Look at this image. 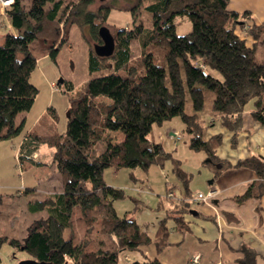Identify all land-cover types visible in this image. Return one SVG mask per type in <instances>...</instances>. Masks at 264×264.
Returning <instances> with one entry per match:
<instances>
[{
  "label": "trees",
  "instance_id": "trees-1",
  "mask_svg": "<svg viewBox=\"0 0 264 264\" xmlns=\"http://www.w3.org/2000/svg\"><path fill=\"white\" fill-rule=\"evenodd\" d=\"M94 1L31 0L25 5L24 0H14L5 7L15 32L6 33L0 43V140L22 132L24 121L17 124L16 118L32 108L39 92L30 81L37 63L32 41L41 37L51 40L50 56L54 60L60 45L67 40L62 37L61 26L65 29L70 23L80 27L90 25L93 38L102 42L99 27L108 20L114 6L101 5L97 11H91L89 6ZM127 1L130 3L127 9L135 11L134 20H138L137 14L146 0ZM148 1L145 8L152 15V27L145 28L139 20L134 21L132 28H117L116 47L110 56L114 58L115 71L90 79L71 99L65 133L48 140L35 131L25 135L22 149L31 151L43 142L54 147L52 162L64 174L62 189L44 200L31 202L32 211L46 210L47 217L31 226L24 239L0 236V247L9 242L41 264H120L123 251L149 243H155L161 251L171 244L168 219L180 222V229L186 227L179 214L189 210V198L169 196L182 207L169 211L151 233L129 216L132 211L123 216L117 213L114 202L126 193L106 184L105 169L140 167L148 171L154 165L163 168L167 161H172L173 172L188 195L191 175L160 142L148 136L155 125L179 116L186 125L189 147L204 151L209 163L221 166L223 162L215 154L221 135L205 140L202 123L197 119V113L205 105L206 89L215 93L213 110L230 129L242 128L243 113L250 101L256 109L253 116L264 124V61L257 60L256 45L249 47L236 32L237 27H244L259 40L264 34V24L246 26L251 12L229 10L230 0ZM184 14L190 17L192 29L179 35L175 17ZM136 38L142 43L138 58L133 57L131 46ZM151 48L163 50L160 62L155 61ZM98 57L91 49V67ZM187 98L191 112L186 110ZM108 131H121L124 138L112 141L107 137ZM236 165L250 167L259 176L258 182L236 200L243 202L263 195L264 158L252 156ZM176 188L167 182V194ZM76 206L80 207L86 226L99 222L100 234L115 237L114 248L91 250L86 248L85 239L76 243L72 236L64 237L65 230L74 226ZM256 259V254L247 253L237 264H256Z\"/></svg>",
  "mask_w": 264,
  "mask_h": 264
},
{
  "label": "rangeland",
  "instance_id": "rangeland-1",
  "mask_svg": "<svg viewBox=\"0 0 264 264\" xmlns=\"http://www.w3.org/2000/svg\"><path fill=\"white\" fill-rule=\"evenodd\" d=\"M30 2L31 0H24L25 5H29ZM147 3H149L148 0L139 9L138 20H134L135 11L127 9L130 4L127 0H95L89 6V10L97 11L101 5L114 6L108 20L100 26L106 25L112 34L117 36V28H132L134 21L138 23L141 20L145 28L152 27V15L145 8ZM4 9L5 7H2L0 3V43L4 42L6 33L12 32ZM175 23L176 32L179 35L187 34L192 29V21L186 14L177 15ZM248 24L247 22L246 26ZM244 29L243 31L246 32L247 29ZM61 30L62 37L67 40L60 45L56 60L50 56L51 40L41 37L32 41L31 49L37 58V63L31 73L30 81L38 88L39 92L32 108L20 113L26 117L22 132L11 139L0 140V236L20 240L26 238L31 226L48 215L46 210L32 211L30 203L44 200L62 189L64 174L51 161V153L48 150V147H52L51 151L54 147L43 142L33 147L32 150L30 149V152L29 150L22 152L23 137L31 131L45 136L46 140L55 134H64L71 99L86 87L90 79L115 71L114 58L110 56L107 58L100 56L93 61L92 67L90 66V50L95 51L94 44L100 43L99 40L93 38L90 25L80 27L76 23H70L65 29L61 26ZM141 45V39L133 40L131 46L134 58L140 56ZM151 50L155 53V61L160 62L163 50L155 48H151ZM216 75L219 74L216 73ZM61 79L63 81L59 84ZM205 95V105L197 113V119L202 123L206 132V123L217 117L219 113L212 107L215 93L206 89ZM104 99L109 100L108 98ZM186 110L192 111L189 98L186 99ZM21 116L19 115L18 122ZM158 127L160 125L154 126L148 136L149 139H156ZM186 136L187 134L181 136L184 138L180 139L185 140ZM107 137L112 141H119L124 138V133L108 131ZM182 159L191 163L196 159V156L194 158L184 156ZM104 180L106 183H110V186L125 190L126 196L114 202L117 213L123 216L126 211L130 210L133 213H131V218L133 217L142 227L152 230L157 221L167 215L166 210L170 205V200L167 199L166 182L168 181L169 186L173 187L178 179L172 172L171 162L167 161L163 172L160 171V166H153L149 171L140 167H122L118 170L108 167L104 171ZM161 201H163V205L158 207V203ZM188 214L189 211L182 213L183 217ZM73 222V228H67L64 232L66 239L72 236L76 243L85 239L86 248L91 250L99 247L104 249L115 247L114 236L99 233V222L92 226L85 225L79 206L73 209ZM0 258L3 264H20L24 260L31 259L27 252L14 248L9 242L0 247ZM123 261L124 254L121 253L120 263Z\"/></svg>",
  "mask_w": 264,
  "mask_h": 264
},
{
  "label": "crops",
  "instance_id": "crops-1",
  "mask_svg": "<svg viewBox=\"0 0 264 264\" xmlns=\"http://www.w3.org/2000/svg\"><path fill=\"white\" fill-rule=\"evenodd\" d=\"M228 7L229 10L240 13L250 11L248 25L264 24V0H230ZM3 11L5 12V9ZM10 25L12 32H15L11 22ZM243 30L244 27L240 26L236 32L245 39L249 47L256 45V58L263 62L264 34L256 40ZM255 110L254 102L250 101L243 113V124L239 131L226 126L220 114L206 123V132L204 128L202 132L205 140L221 135V141L215 151L217 158L223 162L221 166L209 163L204 151L192 150L188 143L189 135L185 137L187 140H181L184 138L181 136L186 134V125L179 116L157 128V137L155 140L152 138V141L160 142L164 149L179 161L180 167L191 175L187 195L181 179L173 172L174 164L170 161L172 172L178 179L173 185L178 188L172 192L190 200L189 214L183 217L186 227L180 229L178 228L182 225L180 222L177 223L174 218L168 219L170 245L161 251H158L155 243L141 245L136 250L123 251L124 261L120 264H148L147 262L152 261H157L155 264H196L191 261L194 255L200 256L197 264H237L247 253L256 254V264H264V194L259 197L253 196L243 202L236 200V197L243 195L250 185L259 180L254 169L236 164L252 156L264 158V124L253 116ZM19 115L22 116L18 122ZM19 115L16 118L17 124L26 120L24 114ZM51 149L52 147H48L52 161L54 149L52 151ZM25 151L27 149H22V152ZM184 156L193 158L196 156V159L188 163L182 159ZM160 171L163 172L162 167ZM208 189H215L217 192L207 201H194L199 192ZM167 199L170 200L169 208L166 210L168 214L181 203L176 199ZM162 205L163 201L158 203V207ZM129 215L132 216L131 213ZM155 229L156 226L150 232L154 233Z\"/></svg>",
  "mask_w": 264,
  "mask_h": 264
},
{
  "label": "water",
  "instance_id": "water-1",
  "mask_svg": "<svg viewBox=\"0 0 264 264\" xmlns=\"http://www.w3.org/2000/svg\"><path fill=\"white\" fill-rule=\"evenodd\" d=\"M100 1H106V0H100ZM98 33L102 42L94 44L95 53L101 57L111 56L114 53L116 47L115 36L112 34L111 30L106 25L100 26ZM62 81H63L62 79L59 80V84ZM38 263L40 262L37 261L36 259L31 258L22 261L20 264H38Z\"/></svg>",
  "mask_w": 264,
  "mask_h": 264
},
{
  "label": "built area",
  "instance_id": "built-area-1",
  "mask_svg": "<svg viewBox=\"0 0 264 264\" xmlns=\"http://www.w3.org/2000/svg\"><path fill=\"white\" fill-rule=\"evenodd\" d=\"M14 2V0H0V3H1V6L2 7H8V6H10L12 3ZM203 67H205L203 64H201ZM53 85H55V84H53ZM217 192V190H215V189H208V190H206V191H204V192H199L196 196H195V198H194V201H196V200H203V201H207L210 197H212L215 193ZM174 195V193H172V192H170L169 194H167V196L169 197H171V196H173ZM199 255H194V256H192V258H191V261L193 262V263H199Z\"/></svg>",
  "mask_w": 264,
  "mask_h": 264
}]
</instances>
